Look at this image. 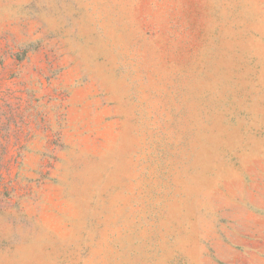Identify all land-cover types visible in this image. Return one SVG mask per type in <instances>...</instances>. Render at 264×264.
I'll list each match as a JSON object with an SVG mask.
<instances>
[{
    "label": "rangeland",
    "instance_id": "374dc122",
    "mask_svg": "<svg viewBox=\"0 0 264 264\" xmlns=\"http://www.w3.org/2000/svg\"><path fill=\"white\" fill-rule=\"evenodd\" d=\"M0 264H264V0H0Z\"/></svg>",
    "mask_w": 264,
    "mask_h": 264
}]
</instances>
